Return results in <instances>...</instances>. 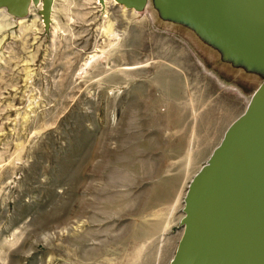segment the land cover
Returning a JSON list of instances; mask_svg holds the SVG:
<instances>
[{"label": "rangeland", "instance_id": "1", "mask_svg": "<svg viewBox=\"0 0 264 264\" xmlns=\"http://www.w3.org/2000/svg\"><path fill=\"white\" fill-rule=\"evenodd\" d=\"M149 2L0 7V264H171L188 185L264 64Z\"/></svg>", "mask_w": 264, "mask_h": 264}, {"label": "water", "instance_id": "2", "mask_svg": "<svg viewBox=\"0 0 264 264\" xmlns=\"http://www.w3.org/2000/svg\"><path fill=\"white\" fill-rule=\"evenodd\" d=\"M147 1L120 0L128 8ZM238 1L264 18V0ZM25 2L0 0V7L22 10ZM52 5L45 0V16ZM225 7L228 16L245 12L238 4ZM259 25L264 33V20ZM184 203V231L171 264H264V80L191 179Z\"/></svg>", "mask_w": 264, "mask_h": 264}, {"label": "bare ground", "instance_id": "3", "mask_svg": "<svg viewBox=\"0 0 264 264\" xmlns=\"http://www.w3.org/2000/svg\"><path fill=\"white\" fill-rule=\"evenodd\" d=\"M26 1V5L23 6L22 10L21 8L14 5H5L9 8H13L10 12L14 13L17 17H25L30 14V11L32 9L31 7H33L34 4L40 3V1L42 0ZM115 1L120 2V0ZM161 1L168 4L175 10H179V12H169L171 18L185 20L189 25L192 26L191 28L194 27L198 31V33L201 34V36L206 40L207 38L204 35L205 33L209 32L214 35L215 37L213 38V40H210V42L220 45V49L227 52L228 56H230L232 59L247 62L251 65L258 63L264 64V33L261 32V30H258L260 28L259 23L263 21L264 18L260 19V16L257 13H254L246 5L245 2H239L238 0ZM161 1L157 0V2H155L156 8L160 12L161 7L158 6V3ZM52 2H54V0H52ZM148 2L149 0L146 2L145 6L150 3ZM42 4H45V0H43ZM229 4L241 5L242 11H245L244 14L242 15V13L240 12L239 16H228L224 11L226 9L225 6ZM162 6L166 10L165 5ZM45 9L46 8H44V10ZM191 9L199 12H204L205 16H202L195 12L187 11ZM251 20L255 21L256 23L252 22Z\"/></svg>", "mask_w": 264, "mask_h": 264}]
</instances>
